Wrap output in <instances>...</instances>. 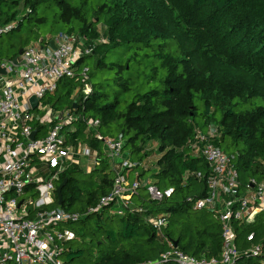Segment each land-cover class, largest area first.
<instances>
[{"label":"trees","instance_id":"16d2710c","mask_svg":"<svg viewBox=\"0 0 264 264\" xmlns=\"http://www.w3.org/2000/svg\"><path fill=\"white\" fill-rule=\"evenodd\" d=\"M51 1L60 7V20L80 27L78 32L72 28L62 33L84 36L87 45L96 44L103 37L108 42L97 44L93 55L81 59L77 76L63 78L55 93L47 96L46 103L54 110H63L61 106L66 102L74 114L100 120V132L102 129L111 132V126L115 125L118 133L112 138L125 139V151L133 162L141 163L153 156L155 150L146 151V148L158 143L159 158L155 166L149 170L141 166L134 168L130 179L138 173L137 178H151L162 190L174 189V195L162 203L148 201L142 190V196L134 199L135 205L144 209L142 212L118 218L104 213L90 215L77 223V228H69L76 238L65 244L64 261L67 264L156 261L169 250V244L159 239L146 220L161 212L171 213L164 233L173 244L178 242L181 251L195 257L219 258L223 239L216 213L211 209L194 211L187 201L190 197L204 198L207 188L204 181L192 177L185 181V174L208 172L204 160L191 155L189 142L194 141L196 131L205 134L216 128L214 145L220 149L226 138H230L237 149L232 154L225 153L235 157L242 187L252 179L264 178V0H103L89 8L91 12L86 9L87 2L0 0V25L11 27L7 34L14 32L37 6ZM20 5L27 14L17 20L18 13L11 15L10 9ZM154 41L169 42L166 48L170 52L157 55L166 71L161 89L136 96L121 112L117 111L118 100L101 106L92 84V93L85 98L79 72L88 68L91 83V69L84 64L88 58L98 55L102 48L150 47ZM16 55L18 52L9 61ZM127 65L120 66L121 71ZM197 98L204 107L202 125L196 120L200 110ZM89 111L94 115H89ZM35 126L40 127L38 123ZM75 126L74 136L93 147L100 160L90 171L79 165L69 167L57 184L68 179L60 207L81 212L110 193L114 172L102 143L86 135L82 122H76ZM41 128L47 131L48 126ZM243 171L247 176L242 177ZM81 175L89 179L77 177ZM58 207L56 198L48 208ZM235 231L240 251L264 239L261 217L255 225L236 223ZM252 232L257 235L254 243L247 239ZM255 263L253 257L245 255L237 264Z\"/></svg>","mask_w":264,"mask_h":264},{"label":"built area","instance_id":"2783aa9c","mask_svg":"<svg viewBox=\"0 0 264 264\" xmlns=\"http://www.w3.org/2000/svg\"><path fill=\"white\" fill-rule=\"evenodd\" d=\"M10 29L0 25V36ZM51 41L55 50L50 46ZM86 42L87 38L79 34L62 33L30 44L23 50L19 65L0 60V68L6 71L5 75L0 74V264H67L63 259L65 244L76 235L66 226L90 215L123 217L142 212L144 209L134 203L135 198L142 196V190L153 203H162L174 195L173 188L162 190L151 178H137L138 173L130 179V171L138 166L149 170L159 155L149 156L141 163L133 162L125 151V139L103 136L99 131L100 120L76 115L67 107L54 110L46 103L47 96L55 93L63 78L77 76L79 61L93 55L97 44L108 40L103 37L96 44ZM79 73L86 98L92 93L89 69ZM32 97L38 100L36 109L30 103ZM79 121L84 124L86 135L102 143L114 172L111 191L81 212L67 211L60 205L48 208L58 199L57 184L69 167L79 165L90 171L100 164L96 150L74 136ZM37 123L39 128L48 126L47 131L37 128ZM216 136V128L205 134L196 131L194 141L189 142L190 153L204 160L208 172L188 171L184 180L192 177L206 183L204 198L190 197L187 201L194 211L211 209L216 213L222 226L220 257H195L175 247L164 233L171 213L161 212L146 221L159 239L169 244V250L156 261L140 264H237L245 255L253 257L255 264H264V239L240 251L235 231L236 223L255 225L259 217L264 223V178L252 179L243 188L235 157L214 145ZM44 170H49V174L43 176ZM247 239L254 243L256 232Z\"/></svg>","mask_w":264,"mask_h":264},{"label":"rangeland","instance_id":"374dc122","mask_svg":"<svg viewBox=\"0 0 264 264\" xmlns=\"http://www.w3.org/2000/svg\"><path fill=\"white\" fill-rule=\"evenodd\" d=\"M100 1L103 0H70L73 4L87 2L86 9L90 12L89 8L95 7ZM59 8L55 1L40 4L33 14L24 19L18 30L0 36V58L9 60L15 53H19L20 49L27 48L28 45L40 40L43 41L48 36L56 37L59 33L67 32L72 28L76 32L80 31L78 25L75 27L67 25L59 19ZM10 11L11 15L15 12L18 13L15 16L17 20L27 14L23 5L10 9ZM41 18H45V21L42 22ZM168 43V41H154L150 47L121 45L112 49L102 48L98 55L88 58L84 64L91 69V84L94 85L96 93L99 95V104L102 106L118 100L117 111L121 112L126 110L127 105L136 96L143 95L152 89H161L166 71L161 66V61L157 58V55L170 52L166 48ZM101 55V63H99L98 58ZM123 65H127V68L121 71L120 66ZM126 86L128 90H125ZM196 104L200 109L196 120L198 124L202 125L204 123L202 116L204 107L198 98ZM66 106L68 105L64 102L61 108H66ZM88 114L94 115L93 111H89ZM111 129V132L102 129V135L106 137L116 136L118 130H116L115 125H112ZM158 146V143H151L146 151L155 150V154L151 155L156 156L159 154ZM220 149L228 154H232L237 150L232 145L230 138H226ZM49 172V170H44L42 175L46 176ZM246 174L247 172L243 171L242 177L247 176ZM77 177L82 180L89 179V176L81 175ZM77 226V223H75L66 226V228H77Z\"/></svg>","mask_w":264,"mask_h":264},{"label":"water","instance_id":"95a60500","mask_svg":"<svg viewBox=\"0 0 264 264\" xmlns=\"http://www.w3.org/2000/svg\"><path fill=\"white\" fill-rule=\"evenodd\" d=\"M50 46H51L54 50L56 49V48H55L54 41H51V42H50ZM22 54H23V49H21V50L19 51L18 55H16V56L13 58L12 62H13L14 65H19V59H20V57L22 56ZM0 74L5 75V74H6V71H5L4 69L0 68ZM30 103H31V105H32V108H33V109H36V107H37V105H38V100H37V98H36V97H32V98L30 99ZM74 107L77 108V103H74ZM36 133H37V130L34 131V132L32 133V136H31L32 139H35V135H36ZM67 183H68V179L66 178V179H64V180L62 181V183H61L60 185H58V187H57V189H56V194H57L58 202H59V205H60V206L64 203V199H63L62 191H63V188L67 185ZM174 245H175V247H177V246H178V242L175 241Z\"/></svg>","mask_w":264,"mask_h":264}]
</instances>
